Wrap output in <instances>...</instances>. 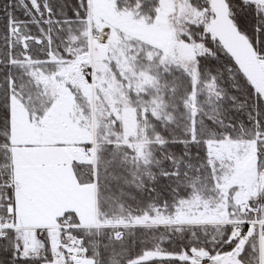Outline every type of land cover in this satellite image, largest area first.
<instances>
[{"label": "snow or ice", "instance_id": "snow-or-ice-1", "mask_svg": "<svg viewBox=\"0 0 264 264\" xmlns=\"http://www.w3.org/2000/svg\"><path fill=\"white\" fill-rule=\"evenodd\" d=\"M0 264H264V0H0Z\"/></svg>", "mask_w": 264, "mask_h": 264}]
</instances>
